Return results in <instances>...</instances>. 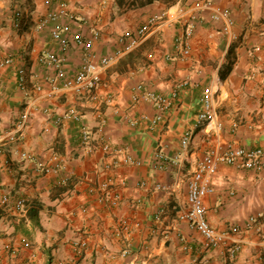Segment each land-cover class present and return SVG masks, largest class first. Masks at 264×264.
I'll list each match as a JSON object with an SVG mask.
<instances>
[{
    "label": "crops",
    "instance_id": "obj_1",
    "mask_svg": "<svg viewBox=\"0 0 264 264\" xmlns=\"http://www.w3.org/2000/svg\"><path fill=\"white\" fill-rule=\"evenodd\" d=\"M65 1L72 15L37 28L38 20L57 4L0 0V132L29 113L23 134L0 144V184L12 199L25 195L29 205L25 213L0 210V256L8 254L6 245L26 239L32 247H21L14 264H260L257 255L264 251V241L248 224L252 216L264 214V169L220 165L214 191L206 199L205 217L212 226L241 228L229 240L242 241L235 259L226 250L208 247L178 214L187 207L188 179L209 149L228 142L264 147V0H215L231 9L236 40L224 30V19L201 10L188 56L178 46L183 35L179 18L196 0ZM161 14V25L139 45L122 51L124 32L136 31ZM57 25L69 26L63 34L66 46L53 37ZM95 31L93 62L111 61L102 67L97 88H66L86 58L73 35L92 37ZM44 51L64 59L63 77H57L54 65L40 62ZM8 57L12 62L3 64ZM140 85L173 97L172 104L160 112L150 101L134 102ZM210 85L217 92L215 121L222 124L217 131L199 123L201 97ZM71 108L78 118L56 125L54 119ZM160 113L162 118L153 123ZM83 123L91 130V141L84 146L79 143ZM188 130L193 137L184 149L181 141ZM99 137L126 149L134 162L106 169L108 160L96 144ZM23 152L36 158L24 159ZM157 152L176 163L156 167ZM53 154L67 158L65 167L37 172L38 164L48 163ZM114 195L120 196L115 206ZM83 240L87 247L78 253L74 243Z\"/></svg>",
    "mask_w": 264,
    "mask_h": 264
},
{
    "label": "built area",
    "instance_id": "obj_2",
    "mask_svg": "<svg viewBox=\"0 0 264 264\" xmlns=\"http://www.w3.org/2000/svg\"><path fill=\"white\" fill-rule=\"evenodd\" d=\"M48 5L57 4L55 10H50L43 15L37 22L36 27L41 28L50 20H57L61 16L72 15V11L69 8V4L65 0H45ZM210 9L212 16L215 20L224 19L226 21L225 29L227 33L231 34L233 39H238L239 35L231 31L235 21L232 17V11L228 7H220L216 4L215 0H196L194 6L190 9H183L180 14L179 22L183 27V35L178 40V46L183 48L182 55L188 56L191 54L189 39L191 37L193 28L196 21L201 17V10ZM188 13V14H187ZM17 24L20 23L22 18V12L18 10ZM164 15H155L151 17L142 27L136 31H126L121 35L120 42L123 44L122 51L131 50L135 46L139 45L153 29L163 23ZM69 31L68 25H57L53 30V37L59 39L61 44L66 46L68 39L63 37L64 33ZM99 36V32H93L92 37H85L82 32H76L73 35V40L80 44L86 54L85 61L81 65L78 73L75 77L68 79L65 82L66 88L81 89L86 85L97 88L98 83L101 80L100 72L102 67L107 65L111 59L104 58L101 63H95L92 60L91 48L93 41ZM39 60L44 65H54L57 68V77H63L65 74L64 59L51 52H42ZM12 62V57H8L3 61V64ZM25 70L21 69V73L24 74ZM24 81V80H23ZM56 81V80H55ZM89 81V82H88ZM88 82V83H87ZM54 83V82H53ZM24 87V84H23ZM37 88H40L37 86ZM216 91L213 86L205 87L202 101V111L199 114V123L208 128V130H219L222 126L220 122L215 121V96ZM171 96H165L156 94L151 91L143 90L142 85L138 87V92L134 94V102L140 100H147L154 103L160 112L166 110L172 104ZM78 118V113L74 108L69 109L62 116H57L54 119V123L58 126L62 125L66 119ZM162 118V114H158L154 119V122H158ZM29 120V113L25 112L19 120L7 131L0 132V144L14 142L21 136L27 127ZM236 126V124H234ZM81 133L79 143L84 146L91 141V130L86 124H81ZM193 133L188 130L185 132L181 141L184 149H187L191 143ZM97 146L101 149L106 159V169H112L113 167L120 165L122 162H134L132 156L128 151L122 147L116 146L107 140L105 137H99L97 140ZM22 157L28 160H34L35 154L32 152H23ZM67 158L61 157L58 154H53L50 161L47 163H39L37 172L48 173L51 171H58L65 167ZM175 164L176 161L168 160L164 157L163 153L157 152L155 154V165L159 168H168L170 165ZM231 165L238 168L262 170L264 169V147L248 149L242 146L235 145L233 142H228L221 145L218 148H212L204 154L203 158L198 161L197 167L188 179V196L187 207L182 209L178 218L182 221L188 222L193 225L199 233L204 237L208 247L213 249L226 250L228 257L233 260L237 256L238 252L242 249V241L235 240L230 243V237L232 234L240 232L241 228L238 225H229L226 230H220L210 224L205 217L207 212L206 199L209 194L214 191L215 175L219 170L220 165ZM107 184H102V188H106ZM157 189H167L165 184H156ZM120 199L119 195H114L111 204L117 205ZM28 200L25 195L12 199L9 193L5 192L0 184V210L5 211L8 214L12 213H25L28 210ZM85 210V209H84ZM163 212L160 209L159 213ZM264 223V214L252 216L249 220V228H254L262 241H264V232L260 223ZM122 225L125 229L129 228L127 219L122 220ZM87 241H77L74 243L78 253H81L87 247ZM21 247L31 248L32 244L26 240L21 239L18 245L8 244L5 246L8 254L0 256V264H14L16 254ZM257 262L264 264V251H261L257 255ZM59 264H76L75 261H61ZM249 264V263H247Z\"/></svg>",
    "mask_w": 264,
    "mask_h": 264
},
{
    "label": "trees",
    "instance_id": "obj_3",
    "mask_svg": "<svg viewBox=\"0 0 264 264\" xmlns=\"http://www.w3.org/2000/svg\"><path fill=\"white\" fill-rule=\"evenodd\" d=\"M32 210H33V209H31V213H32ZM32 215H33V216H34V215L36 216V215H37V213H36V212H35V213H32Z\"/></svg>",
    "mask_w": 264,
    "mask_h": 264
}]
</instances>
